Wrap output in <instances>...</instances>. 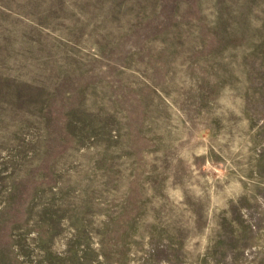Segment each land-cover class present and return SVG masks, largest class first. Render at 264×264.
I'll return each instance as SVG.
<instances>
[{
  "label": "rangeland",
  "instance_id": "1",
  "mask_svg": "<svg viewBox=\"0 0 264 264\" xmlns=\"http://www.w3.org/2000/svg\"><path fill=\"white\" fill-rule=\"evenodd\" d=\"M0 264H264V0H0Z\"/></svg>",
  "mask_w": 264,
  "mask_h": 264
}]
</instances>
